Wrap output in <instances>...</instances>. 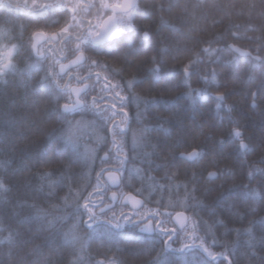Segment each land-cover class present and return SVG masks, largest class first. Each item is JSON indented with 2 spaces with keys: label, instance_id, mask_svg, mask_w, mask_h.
Segmentation results:
<instances>
[{
  "label": "snow or ice",
  "instance_id": "obj_1",
  "mask_svg": "<svg viewBox=\"0 0 264 264\" xmlns=\"http://www.w3.org/2000/svg\"><path fill=\"white\" fill-rule=\"evenodd\" d=\"M0 7L7 11L0 25V84L7 85L10 79L24 76L26 72L31 74L33 69H36V75L43 71L34 89L38 99L30 105L29 120L33 125V135L40 134L55 145L50 150H38L22 161L20 167H15L14 154L18 151L15 138L5 140L0 137V154L5 157L0 159V202H9L14 187L20 186L17 179L20 173H25V179L29 182L33 179L38 181L35 191L42 194L45 200L43 205L18 202L17 207L28 208L33 213L24 220L14 223L12 217L17 215L15 212L12 217L0 218V248H7L4 254L6 259L0 258V264H93V258L86 256L87 242L94 238H107L112 242L129 227L138 229L140 233L158 234L164 238L159 251L153 247L131 254L135 259L147 255L149 258L143 264H176L166 257L165 252L171 249L180 232L185 234V238L180 248L173 251L191 254L190 264H264V217L249 221L245 228H227L223 220L217 219L215 224L225 228L222 237L235 234L237 239L229 242L222 241L212 226L207 225V221L185 214L190 208L204 209L196 197L201 189L197 186L195 174L191 185L175 182L177 172L173 169L177 161L195 164L207 153L189 144V135L185 134V130L190 126L188 117L180 115L181 105L164 99L166 92L183 87L186 91L182 98L191 106L200 101L215 104L216 119L208 125V138L213 139L219 149L216 155L227 158L235 156L247 168L244 177L248 182L240 185L243 192L237 194V199L247 205V210L245 213H234L242 222L247 215L264 210V150L259 152L256 159L249 160L250 156L256 154V148L251 144V137L245 136L239 121L231 116L233 108L225 103L230 94L227 86L220 82L215 69L206 72L203 65L219 63L221 54L228 52L232 56L231 64L238 65L243 58L245 62H255L264 67L260 47L255 49V55L231 43L213 47L212 42H207L206 47L189 48L185 35L175 48L164 47L151 57V67L144 80H138L135 75L125 80L124 73L131 72L134 59L144 49L151 48L154 41L155 34L149 28H144L142 35H139L135 26L138 17L143 15L149 18L147 12H142L140 0H50L39 4L32 0L31 5L27 0L23 5L0 0ZM172 7L169 5L168 10ZM255 8V4L251 5L250 17ZM159 10L165 11L164 6L160 5ZM25 14L29 22L44 21L49 25L59 24L57 16L64 18V24L45 41L62 44L60 56L47 63V67L42 61H48L49 57L36 43L31 42L35 37L45 36L42 31L32 33L27 50L29 60L34 53L37 62L27 64L25 68L18 67L16 63L21 58V49L25 47L17 42L22 40L25 28L15 21ZM260 15L264 16V11ZM17 30L19 36L15 35ZM261 30L264 31V26ZM172 31L178 32L175 28ZM134 34L139 35V48L132 47ZM231 35L234 40L240 39L238 32ZM219 43L217 40L216 44ZM88 53H95V56ZM118 53L125 62L120 68L110 67L96 58ZM169 56L177 60L179 68L165 73L164 58ZM193 81L205 87L193 88ZM141 84H147L150 91H155L153 85H160L159 94L146 98L135 96L134 89ZM220 88L225 90L220 91ZM250 96L251 107L256 108L258 98L264 97V83L251 91ZM133 101L137 111L134 117H130L128 109ZM145 115L157 119L158 127L133 129L132 120L139 123ZM172 116H176L175 126L181 130V134L169 143L171 130L164 128V124L171 123ZM191 127L203 134L205 124H197L193 118ZM150 131L164 133L165 139L158 151L155 146L143 143ZM144 147H153L154 150L144 151L141 158L138 149ZM171 152L178 155L169 159L168 153ZM138 159L140 167L130 169L129 163ZM78 165H83L87 171L75 173L73 169ZM222 175L231 176L234 173L231 170L226 173L209 171L206 181L214 183ZM85 179L87 182L81 183ZM134 181H139V187L134 189L135 194L133 191L125 192L123 189H131ZM89 188L92 191L89 192ZM65 189V194L59 195ZM219 189L216 191L205 185L202 190L206 195L215 192L216 203L233 195L232 190H225L223 184L219 185ZM165 195L168 197L167 203ZM191 201L196 203L191 204ZM151 203L158 207L149 208L147 205ZM117 205L121 208L119 214L114 210ZM160 207L184 210L177 211L173 217L171 212L161 213ZM229 207L236 209L237 205L233 202ZM162 215L174 226L166 227V221L160 219ZM211 215L215 216L216 213L213 211ZM31 220L41 222L42 227L38 232L49 231L57 236L62 233L60 242L49 241L45 252L44 246L35 243V235L25 238L21 226ZM256 225H259L262 233L259 237L255 233ZM202 227H205L204 235H200ZM241 235L247 237L242 244ZM69 250L71 258L66 260L65 255ZM153 252L155 255H152ZM105 260L107 257L96 260L94 264H105ZM108 264H127V261L112 258Z\"/></svg>",
  "mask_w": 264,
  "mask_h": 264
},
{
  "label": "trees",
  "instance_id": "obj_2",
  "mask_svg": "<svg viewBox=\"0 0 264 264\" xmlns=\"http://www.w3.org/2000/svg\"><path fill=\"white\" fill-rule=\"evenodd\" d=\"M142 12H147L149 18H145L143 15L138 17L135 21L136 28L142 31L144 28H149L154 33V41L151 48L144 49L141 54L133 61L131 72L124 73V79L131 78V75H135L138 80H144L147 70L151 67V57L156 55L159 49L164 47L175 48L178 41L182 40L186 35L188 37L187 45L189 48H198L208 46L207 42H212L213 47H223L225 43L236 44L237 46L252 51L253 55L256 54L255 49L261 48V55H264V16L260 13L264 11V0H140ZM255 4L256 8L253 11L252 16H249L251 5ZM160 5H163L165 11L159 10ZM169 5L173 7L169 11ZM7 15V12L0 11V25ZM15 18V14L13 16ZM15 23L19 26L22 25L25 28L23 32L22 40L17 42L22 43L25 47L21 49V58L16 60L18 67L25 68L27 64H35L37 58L33 55V58L29 60L27 50L30 47L31 32L37 28L30 29L37 26V22H29L27 15L21 16ZM175 28L178 32H173ZM251 28L257 29L251 31ZM238 32L240 39L234 40L231 33ZM19 36V30L15 33ZM219 40V45L216 41ZM132 47L139 48L140 44L135 40ZM118 58L114 60L116 68L124 66V60L118 54ZM163 64V70L165 73L174 71L179 68V64L176 59L171 56L165 57ZM232 56L228 52L221 54L219 63H205L203 70L210 72L215 69L220 82L227 86V90L230 93L225 101L226 104L231 105L233 112L231 116L234 120H238L242 130H244L246 137H251V144L256 148V154L249 157V160L256 159L262 148V140H264V97H259L257 100L258 106L256 108L251 107L250 92L257 90L262 83H264V67L256 65L255 62H245L241 58L238 65L231 64L229 61ZM105 63L104 60H101ZM46 67V62L42 61ZM36 69L32 70L29 74L26 72L24 76H17L14 79H10V82L0 84V137H4L5 140L15 138V143L18 146V151L15 156V167H20L21 162L28 157L33 156L38 150L41 149H53L55 145L46 141V139L40 135H33V125L30 123V105L38 99L34 95V89L40 77L43 74L36 75ZM120 79V77H117ZM155 91H150L147 84H141L134 89V95L137 97H149L151 95H158L160 85H153ZM193 88L205 87L202 83L198 84L193 81ZM220 91H224V88H220ZM186 91L183 87H176L170 92H166L164 99L176 101L182 107L180 115H186L188 117L187 123L190 126L185 130V134L189 135V144L192 147H197L207 155L199 162L192 164L188 162H176V168L173 171L177 172V183H189L191 185L193 174L197 178V186L201 190L196 193L197 199L204 206L201 210L200 207H196L194 210L190 208L188 216L190 218H198L203 221H207L208 226H212L216 235L223 240L229 242L235 241L237 238L235 234L229 237H222L225 228H220L215 224L217 219H221L225 222L227 228H245L248 226V222L251 220H259L264 217V210H258L254 215H247L241 222L236 215V211L245 213L247 205L243 204L237 199V194L242 193L243 189L241 184H246L248 181L244 177V173L247 171L246 166H242V162H238L235 156L227 158L225 156L216 155L219 151L215 146L213 139L208 138L209 128L215 117V104L208 101H200L195 106H191L190 103L183 99V93ZM143 105L141 104V111ZM130 117H134L137 111L136 103L133 101L129 106ZM223 114V113H222ZM167 115V113H166ZM90 118V117H89ZM195 119L197 124H205L203 134L200 131L191 127L192 120ZM171 123H165L164 128L171 130V137L169 143L177 139L181 134V130L175 126L176 116H172ZM133 129L140 130L143 128L154 129L158 127L157 119L151 115H145L142 120L137 123L134 119L131 122ZM195 139L192 140L191 137ZM130 138V137H129ZM165 136L163 131H150L147 133V139L143 142L146 145L155 146V150H159V145L164 141ZM153 147H144L138 149V153L141 154L144 151H153ZM183 150V149H181ZM190 150V149H189ZM103 153H101L102 155ZM178 155L176 152L168 153L169 159L172 156ZM4 155L0 154V159H4ZM97 170H99V162H97ZM53 167H56L55 165ZM128 167H140L139 159L135 162L129 163ZM47 170V169H46ZM231 170L234 175H222L220 179L215 182H207L206 177L209 171H219L226 173ZM73 171L77 174L86 172L87 168L83 165L76 166ZM161 175L163 173H160ZM26 174H18V180L20 186L13 189L9 196V202H0V218L12 217L13 212L17 213L12 217L13 222L24 220L26 217L33 215L32 211L28 208L17 207L18 202L26 201L27 203L44 204V196L38 194L35 190L38 187L37 180H31L30 182L25 179ZM86 179L81 183H86ZM93 184L95 178H92ZM223 184L224 189H231L233 195L227 200L216 203L215 192L212 195H206L203 192V186L211 187L216 191H220L219 185ZM139 187V181L132 183V188H124L125 192L133 191ZM46 191V190H45ZM88 191H92L91 188ZM66 192H59V195L63 196ZM111 193H109L110 195ZM147 195V193H145ZM157 199L159 194H157ZM165 203L168 201L167 195H165ZM233 202L236 203L237 208L231 209L229 207ZM83 203V201H81ZM191 204H195L196 201H191ZM149 208L155 209L158 207L155 203L147 205ZM256 206V205H253ZM258 207V206H257ZM117 214L121 211L119 205L114 209ZM161 213L171 212L174 214L177 211H183V208L172 207H160ZM128 211V209H124ZM215 212L216 215H211V212ZM111 215V213H109ZM161 220L166 221V227H173V223L167 220L166 216H161ZM42 227L41 222L31 220L29 223L21 226V231L24 233L25 238L35 235V243L44 246L45 252H47V244L49 241L59 243L62 239V233L57 236L52 232L37 230ZM205 227H202L200 235H204ZM255 233L259 237L260 232L259 225L255 226ZM83 234V233H82ZM185 234L180 232L176 242L171 245V249L166 250L165 255L167 258L174 260L176 264H190L192 260L191 254H182L178 250L181 246V242L184 240ZM164 239L158 234L140 233L138 229L126 228L120 234L119 239L109 242L107 238L101 240L94 238L87 242L86 256L93 258V264L96 260H105V264L112 258L126 260L127 264H143L149 257L147 255L141 256L139 259L133 258L131 255L134 252H140L143 249L155 248L157 251L161 249V240ZM247 237L241 235L240 242L243 243ZM243 252V248L240 249ZM7 252V248H0V258H5L4 255ZM155 255V252L152 253ZM71 258L70 250L65 255V259Z\"/></svg>",
  "mask_w": 264,
  "mask_h": 264
},
{
  "label": "flooded vegetation",
  "instance_id": "obj_3",
  "mask_svg": "<svg viewBox=\"0 0 264 264\" xmlns=\"http://www.w3.org/2000/svg\"><path fill=\"white\" fill-rule=\"evenodd\" d=\"M16 2L20 3L21 5H23L25 3V0H3V3H16ZM36 2L39 4V3H44V2H50V0H36ZM27 3L29 5H31L32 0H27ZM0 11L7 12L6 9H4L3 7H0ZM25 12H26V10H25ZM13 16H14V13H13ZM56 19L59 20V24L49 25V24H47L44 21H40L37 24V26L30 28V29H33V28L40 27V28L35 29L34 31H42V32L45 33V36L38 37L37 46L41 49V51L43 53H45L49 57V60L46 61V64L50 63L52 61V59L58 58L60 56V54H61L60 49L62 48V44L54 43V42H51V41L49 43H45V41L48 40V38L51 37V35L54 32H57L59 30V28L64 24V18H62L60 16H57ZM34 31L31 32V36H32V33ZM139 35H142V31L139 32ZM139 35L134 34L132 36V44H134L135 40L138 41L139 44H140ZM31 42H33V40ZM33 55H35V54L33 53ZM88 55L95 56V53H88ZM96 58H98L99 60H104L105 63H107L110 67L116 68L114 60L116 58H118L117 55H114V56L100 55V56H97ZM40 74H44L43 71H40Z\"/></svg>",
  "mask_w": 264,
  "mask_h": 264
},
{
  "label": "water",
  "instance_id": "obj_4",
  "mask_svg": "<svg viewBox=\"0 0 264 264\" xmlns=\"http://www.w3.org/2000/svg\"><path fill=\"white\" fill-rule=\"evenodd\" d=\"M38 37H35V39L33 40V43H36V44H38ZM239 47V46H238ZM243 49V48H242ZM244 50H247V49H244ZM176 213V212H175ZM175 213L173 214V217H175ZM187 216H188V214L187 213H185ZM177 228L179 227L178 225H175Z\"/></svg>",
  "mask_w": 264,
  "mask_h": 264
}]
</instances>
